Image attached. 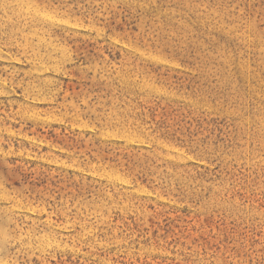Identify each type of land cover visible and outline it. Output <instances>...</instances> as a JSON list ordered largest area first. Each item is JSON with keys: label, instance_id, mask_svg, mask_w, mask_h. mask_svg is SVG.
Returning <instances> with one entry per match:
<instances>
[{"label": "rangeland", "instance_id": "1", "mask_svg": "<svg viewBox=\"0 0 264 264\" xmlns=\"http://www.w3.org/2000/svg\"><path fill=\"white\" fill-rule=\"evenodd\" d=\"M0 264H264V0H0Z\"/></svg>", "mask_w": 264, "mask_h": 264}]
</instances>
